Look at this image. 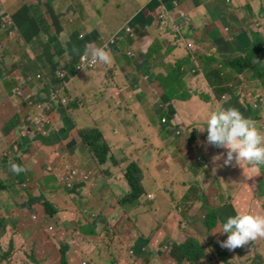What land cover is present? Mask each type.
Returning <instances> with one entry per match:
<instances>
[{"label": "crops", "instance_id": "obj_1", "mask_svg": "<svg viewBox=\"0 0 264 264\" xmlns=\"http://www.w3.org/2000/svg\"><path fill=\"white\" fill-rule=\"evenodd\" d=\"M81 2L85 7L79 10ZM4 19L15 29L4 26ZM127 26L132 34L121 33L112 43ZM259 37L264 40V0H0V118L20 119L12 130L0 120V253L12 243L17 248L3 264H50L53 254L61 262L66 234L67 246L76 245L69 249L70 264L101 256V248L88 246L104 247V236L131 250H108L130 255L129 264H165L167 257L173 264L169 252L164 257L158 249L139 257L136 251L142 252L145 240V249L155 244L165 251L191 236L210 245L217 235L209 238L207 210L213 203L228 206L222 195L233 185L223 160L214 161L224 149L208 145L207 132L199 131L210 112L229 108V101L214 105L204 94L212 92L216 100L219 87L247 80L245 97L251 105L239 111L262 127L264 109L254 110L253 87L264 95V83L253 70L264 74V42L251 49ZM96 48L108 51L111 62L76 71L81 56ZM249 48V71L237 74L228 65ZM190 57L179 72V61ZM64 69L68 74L61 79ZM182 77L186 84L176 91L173 80ZM257 97L264 108V96ZM39 103L54 104L44 128L32 117V104ZM194 107L190 117L187 111ZM93 129H100L109 144L104 165L81 137ZM12 163L27 169L17 175ZM134 163L143 170L146 194L122 204L133 193L127 172ZM241 171L252 183L255 170ZM22 185L33 189L23 193ZM214 186L221 191L215 194ZM47 200L62 210L81 211L83 226L69 211L49 218ZM243 202L254 203L252 196ZM31 219L45 221L58 236L51 238L47 229L39 234ZM20 225L28 233L14 235ZM226 238L223 234L218 243ZM107 246L112 248L110 242ZM243 251L239 248V255Z\"/></svg>", "mask_w": 264, "mask_h": 264}, {"label": "trees", "instance_id": "obj_2", "mask_svg": "<svg viewBox=\"0 0 264 264\" xmlns=\"http://www.w3.org/2000/svg\"><path fill=\"white\" fill-rule=\"evenodd\" d=\"M262 43H263L262 38L256 39L254 42V45L252 46L251 49L258 48L260 45H262ZM246 50L247 51L244 52L243 56H240L237 59H233V61L228 65L230 68H233L237 74H244V73L249 71L248 69L250 67V61H249L250 48L246 49ZM191 60H192V57H190L189 59L186 58L184 60L179 61L180 63L178 66L179 67L178 71L180 72V70H183V68L185 66L189 65L192 62ZM77 65L78 64H76V66ZM220 72H222V71H220ZM253 72H254L253 75L257 76L259 81L264 83V74H262V73L260 74L256 69L253 70ZM175 81H177V79ZM246 81L247 80H244L245 83H241L240 85L232 86L231 84H225V85H223V87H219V89L217 90L218 94H217L216 100H215V95L212 94V92H206L204 94V99L208 103H210L214 100V103H215L214 105H217L218 101L225 100L227 95L233 94V96L231 97L232 98L231 101H229L232 104L229 107H234V108L240 110V108L247 107L249 104V102L246 100V97H245V89L247 86L249 87V85L246 83ZM214 87H215V85H214ZM179 88L176 87V85H174L175 90L176 89L179 90ZM253 88H254L253 93L255 94V96L257 95V96H259V98L264 96L263 94H261L262 92H257L258 89L256 87H253ZM249 105H251V103ZM51 106H54V104H51ZM253 108H254V110L258 109V107L256 105L253 106ZM14 119L15 120H14L13 124H11V125L7 124L6 125V126H8V128L6 130H12L13 128H15L19 125L20 119L19 118H14ZM166 123H168V121ZM260 129H263V128L261 127ZM81 137L85 141V143L88 145V147H90L91 151L94 153L96 161H98L102 165L106 164L108 162V157L110 155V148H109V144L107 143L105 136L102 133V131L100 129L99 130L93 129L90 131L82 132ZM14 152H15V156H16L18 154V152L15 150H14ZM235 166H236L234 168L235 174L237 176V179L239 180V184H241V185L238 186L239 189L237 191H233L232 189L229 190V191H231L232 202L233 203H238V202L242 203V201L248 200L250 196H252V199L255 203H257V200L259 202L258 193L260 190V186L262 184H264V167H261L259 169V171H255L254 177L252 178V183H247V179L245 178L244 175H246L248 177V173H245L243 175L241 169H244V168L250 169L249 166H247L244 163H241L240 166L235 164ZM25 169H27V168H25ZM230 170H232V169H230ZM142 174H143V170H142L140 164L134 163L129 167L128 172H127V178L130 182L133 193L130 197L124 199L122 204H124V202H126V201L128 202L131 200H138L146 194V188L143 185ZM242 184L244 186H247L246 191H243L241 189ZM255 187L257 190L255 189ZM32 189L33 188L31 186L29 187V185H28V188H26V189L23 187V185L20 188V190L23 191V193L30 192ZM212 205H213V209L207 210V219L208 220L206 222V227L209 228L210 230H213V229H215V227H218L220 225L219 223L221 221H223L224 218L229 217L228 215H229V212L231 209V206H229V205L225 206V207L216 206L215 203H213ZM44 207H45V213H46V215H48L49 218L58 217L59 215L63 214V212L69 211L66 209L62 210L61 208H59V206H57L51 200L45 201ZM69 212H71V211H69ZM71 213L75 214L74 217H75V219H77L78 225H82V223H81L82 218H83L82 212L76 211V212H71ZM261 213L264 215V207L262 208ZM20 218L26 219L22 216H18V220ZM31 224L35 225V227H36L35 231H38V233L41 235H44V233H46V229L47 230L49 229V227L46 226L45 221H40V220L39 221H33L32 220V222H30V225ZM3 226H4V224H3ZM16 228L17 229H16L15 233H13L14 235L19 234L20 231L22 233H28L27 230H24L23 225L16 226ZM28 228H29V226H28ZM89 228H90V224H89ZM49 232H50L49 236L51 238H55L56 235L58 234L57 233L55 235L54 231H49ZM74 232H77L76 228H75ZM92 232H94V231H92ZM92 235H93V233H92ZM250 244H251V247L256 246L258 244L257 239L250 242ZM217 245L220 247V249H223V253L225 252L227 254V258L223 257L225 259V261H227V263H229V264H232V263H230V261L233 260L235 257L227 251V248H222L220 246V243H218ZM98 247H100V246H98ZM259 247H260V245L257 246L258 250H259ZM245 248L246 247H241V250H243ZM15 249H17V248H15V246H13V243L7 249H2V252L0 253V264H3L4 262L8 261L10 259L11 255L13 256L12 252H13V250L15 251ZM69 249H70V247L67 245L60 247L61 264H70L69 259H68V255H67V252ZM207 250H208V247L206 245H204L199 240L198 236H195V237L191 236L188 238V241L185 244H178L177 242H175L174 245H172V247L169 248V254H170V258L173 260V264H205L209 258V254H208ZM258 255H261V254L258 253ZM258 255L256 254L255 257L252 256L250 258V250H249V248H247L243 251V253L241 254V257H240V255H237L238 258H241V260H237L233 264H252V263H255ZM261 256L264 259V256L263 255H261ZM165 264H169L168 261H166Z\"/></svg>", "mask_w": 264, "mask_h": 264}, {"label": "clouds", "instance_id": "obj_3", "mask_svg": "<svg viewBox=\"0 0 264 264\" xmlns=\"http://www.w3.org/2000/svg\"><path fill=\"white\" fill-rule=\"evenodd\" d=\"M252 1L253 0H247L248 3ZM3 21L4 26L9 29H15L12 21L8 19H4ZM165 22L167 21L163 23ZM96 62L104 64L110 63L111 57L109 52L104 48L94 49L91 52L90 63ZM57 100L56 97V101ZM58 102L60 104L59 100ZM65 102L68 101L65 100ZM39 105L43 104H32V108ZM44 106L46 108L50 105ZM50 112L48 111L44 115L47 117L46 124L44 126H39L37 124L38 127L44 128L49 124L48 114ZM199 131L207 132L206 143L208 145L226 150L214 157V161L222 159L224 166H230L233 162L238 166L244 163L255 171H259L261 167H264V129H260L256 125L255 120L245 118L238 109L234 107L218 108L210 112L206 120V126L199 129ZM1 156L2 154L0 153V158ZM11 171L18 175L26 171V169L22 165L12 163ZM220 229L221 230L216 233L226 234L227 237L225 240L220 241V246L222 248H227V251L233 256H237L239 255V247L245 246V249H247L248 245L251 246L250 242L258 238H264V216L251 212H237L236 215L229 216L225 221L221 222ZM259 245L260 243L257 244V246ZM236 248H238L236 253L229 251ZM166 250L169 252V249ZM169 260L168 257L165 259V261Z\"/></svg>", "mask_w": 264, "mask_h": 264}, {"label": "rangeland", "instance_id": "obj_4", "mask_svg": "<svg viewBox=\"0 0 264 264\" xmlns=\"http://www.w3.org/2000/svg\"><path fill=\"white\" fill-rule=\"evenodd\" d=\"M79 5H83V7H85V3L84 2H81V3H78V6H77V8L79 9V10H81V8L82 7H79ZM126 28V27H125ZM124 28V29H125ZM258 37V36H257ZM263 40V39H262ZM263 42H264V40H263ZM259 66V65H258ZM66 78V77H65ZM61 79H64V78H61ZM173 82L175 83V85H176V87H181L182 85H184V84H186V80H185V78L184 77H182V78H180L179 80H177V81H175V80H173ZM177 90V89H176ZM246 93H248V91L246 90L245 91ZM174 93H175V91H174ZM249 96H250V98L252 99V97H253V95H250L249 94ZM57 97V96H56ZM226 99L228 100V101H231V95L229 94V95H227L226 96ZM255 100L257 101V107L259 106L260 108H262V109H264L263 108V104L261 103V102H259L258 101V97L256 96V98H255ZM232 103L231 102H229L228 104H227V106L229 107L230 105H231ZM33 109L35 110V113H36V115H32V117H33V119H34V122H36V121H38V119L39 118H41V115L42 116H44L45 115V113H46V108H45V106L44 105H39V106H36V107H33ZM196 109V107H194V108H191L190 110H188L187 112H188V114H190L191 116L190 117H193V112H194V110ZM257 112H259V111H257ZM38 113V114H37ZM3 115H5V114H3ZM94 116V115H93ZM7 119V120H6ZM0 120L1 121H3V122H6V121H8V125H11V124H13V122H14V118H5V117H2V118H0ZM176 120V119H175ZM175 120H172V124H174V125H177L178 123H177V121H175ZM161 121V123L163 124V121H162V119L160 120ZM32 126H28V128L26 129V130H28L29 131V129L31 128ZM30 132V131H29ZM195 142H193L192 143V145L194 144ZM191 145V146H192ZM194 147V146H193ZM144 150H146V148H144L143 150H140L139 152H143ZM190 152H192V150L190 151ZM195 152V151H194ZM222 152H225V150H223ZM221 152V153H222ZM212 163H214V162H212ZM234 163L235 162H233V164L232 165H230V166H226V169L224 170V173H227L228 175H229V178H230V181H231V183H232V185H233V187L232 188H226L227 189V192L226 193H224L221 197H222V201L224 202V203H227V202H229L228 204H229V206H231V209H230V212H229V215L228 216H234V215H236V213L237 212H242V213H248V212H251V213H254V214H259V215H262V216H264L261 212H262V208L264 207V184H262L261 186H260V190H259V193H258V196H260L259 197V202H258V200H257V203H253V204H249L248 202H243V203H240V205L239 204H234L233 202H232V200H231V193L229 194L228 193V190H236L237 188H238V186L239 185H241V184H239V180L237 179V176H236V174H235V171H230L229 173H228V171L230 170V169H234L235 167H234ZM234 178H236V181L234 180ZM195 179H199L200 181H202L203 182V179H201V178H199V177H192V180H195ZM207 182H209V180L207 181ZM214 189L212 190L215 194H217V192H216V190H217V187L216 186H214L213 187ZM216 189V190H215ZM221 189V188H220ZM255 189H256V187H255ZM257 190V189H256ZM217 191H221V190H217ZM244 191H246V190H244ZM243 192V191H242ZM228 196H229V201H228ZM221 197H220V201H221ZM204 200V199H203ZM260 211V212H259ZM258 212V213H257ZM261 213V214H260ZM146 215L148 216V217H150L151 215H152V213H146ZM227 217V216H226ZM36 219H37V217H36ZM208 220V219H207ZM207 220H206V222H207ZM226 220V218H224L223 219V221H225ZM223 221H221V222H223ZM221 222L219 223V224H221ZM85 223V221L83 222V224ZM85 225V228L87 227V225L86 224H84ZM120 225V224H119ZM205 226H206V224H205ZM51 228H52V230H51ZM50 228V231H53L54 230V227H51ZM207 228V227H206ZM208 229V233H209V238H212V239H214V237H215V235H217V237H216V239L215 240H210L211 241V244L210 245H206L207 247H208V250H207V252H208V254L210 255V261H208V264H229V263H227V261H225V259L224 258H227V254L224 252L223 253V249H220V247L217 245V243H218V239L223 235V234H220V233H215L214 234V232H219L221 229H220V225L218 226V227H215V229H213V230H210L209 228H207ZM73 234H76V233H73ZM225 236H226V234H225ZM75 237V236H74ZM59 239V238H58ZM162 239V238H161ZM159 239V242H158V245H160L161 243H163L164 242V240L162 239ZM70 240V235L68 234H66V236H64V238L62 239V242H63V246H66L68 243V241ZM104 240L106 241V243L104 242L103 244H104V247H98V245H95V244H93V245H91V246H88V248L89 249H97V247L98 248H101L103 251H104V253L103 254H101V256L99 255V254H94L93 255V258L91 259L90 257V259H91V261H86V262H84V263H87V264H93V263H96V264H123L122 262H121V260H123V261H125V263L124 264H129L131 261H132V258H131V256L130 255H126V256H121L119 253L117 254V253H114V255L113 254H111L108 250H110V251H113V249L115 248V250H120V249H124V251H131V250H129L128 248H126V246H121V245H119V242L117 241V243H115V242H113V238H111V237H108V236H104ZM110 242V246H112V248H110L109 246H107V244ZM149 241L148 240H145L144 242H143V250H142V252H138V251H136V253H139L138 255H139V257L141 256V254H148V255H150V251L152 252V251H154L153 249H158L161 253H164L165 255H164V257H166L167 256V254H168V252L167 251H165L164 249H159V246H157V245H155V244H153L152 246H151V244H149V247L147 248V249H145L146 248V244L148 243ZM257 243H260V247H259V250H258V248H257V245L256 246H253V247H251L250 245H248V248H249V250H250V258L252 257V256H256V254L258 255V253H260L261 255H263L264 256V238H258L257 239ZM173 244V243H172ZM125 245H127V244H125ZM76 245H74V246H72V248L73 247H75ZM97 246V247H96ZM72 248L70 249V251L72 250ZM240 248V247H239ZM237 249L238 248H236V249H234V250H229V251H232L233 253H236V251H237ZM70 251L68 250V252H67V255L69 256V253H70ZM74 251H76V250H74ZM115 254H117V256L115 255ZM261 255H258V257H257V260L255 261V263H252V264H264V259H263V257L261 256ZM60 257H61V253H60V255H59ZM224 257V258H223ZM235 258L233 259V260H231L230 261V263H234V262H236L237 260H241V258H238V256H234ZM115 260H116V262H115ZM251 260V259H250ZM234 261V262H233ZM92 262V263H91ZM83 263V264H84ZM160 263H163V261L162 262H160ZM50 264H61V262H60V259H59V257L56 255V254H53V257H52V262L50 263ZM149 264H158V261H152L151 263H149Z\"/></svg>", "mask_w": 264, "mask_h": 264}, {"label": "built area", "instance_id": "obj_5", "mask_svg": "<svg viewBox=\"0 0 264 264\" xmlns=\"http://www.w3.org/2000/svg\"><path fill=\"white\" fill-rule=\"evenodd\" d=\"M166 15H167V12L162 13L161 18L164 19ZM121 33L132 34V31H131V28L129 26H127L124 30L115 33L110 41L112 43H114L116 41V39L120 37ZM82 36L83 35H81V38H82ZM129 55L131 56V52H129ZM90 59H91V55H89V54L81 56L80 61H79L78 65L76 66L75 70L78 72H83V71H90V70L95 69L98 66L99 62L90 63ZM67 74H68L67 69H64L63 71H61L60 76H61V78H65L67 76ZM51 110H52L51 106L46 107V112H48V111L50 112ZM36 122L39 126H44L47 122V117L41 115V118H39L38 121H36ZM166 122H167V120H165V123ZM262 128L264 129V124H263ZM69 187H72V184H69ZM51 230H52V228H51Z\"/></svg>", "mask_w": 264, "mask_h": 264}]
</instances>
